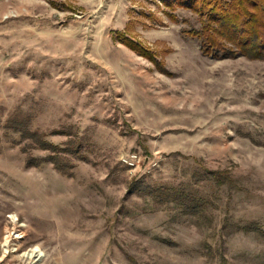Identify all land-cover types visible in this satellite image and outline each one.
Masks as SVG:
<instances>
[{
    "label": "rangeland",
    "instance_id": "obj_1",
    "mask_svg": "<svg viewBox=\"0 0 264 264\" xmlns=\"http://www.w3.org/2000/svg\"><path fill=\"white\" fill-rule=\"evenodd\" d=\"M203 17L0 0V264H264V58Z\"/></svg>",
    "mask_w": 264,
    "mask_h": 264
},
{
    "label": "trees",
    "instance_id": "obj_2",
    "mask_svg": "<svg viewBox=\"0 0 264 264\" xmlns=\"http://www.w3.org/2000/svg\"><path fill=\"white\" fill-rule=\"evenodd\" d=\"M174 7L178 4L204 15L208 25L193 29L189 33L202 40V51L217 56L243 54L251 58H264V0H164ZM206 16V17H205ZM142 45L136 42V48ZM25 134L27 130H20ZM43 149L57 148L49 140H44ZM29 163L38 158L30 156ZM46 159V157L41 158ZM57 163V161L55 160ZM262 231L264 229L255 227Z\"/></svg>",
    "mask_w": 264,
    "mask_h": 264
},
{
    "label": "bare ground",
    "instance_id": "obj_3",
    "mask_svg": "<svg viewBox=\"0 0 264 264\" xmlns=\"http://www.w3.org/2000/svg\"><path fill=\"white\" fill-rule=\"evenodd\" d=\"M8 242H9V239H8V237H6L5 244H7ZM40 252H41V249L37 246V247H34V248L29 249L28 251L25 252V254L27 256H36Z\"/></svg>",
    "mask_w": 264,
    "mask_h": 264
}]
</instances>
